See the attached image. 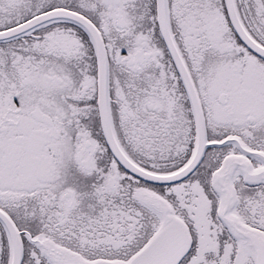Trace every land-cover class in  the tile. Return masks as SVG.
I'll list each match as a JSON object with an SVG mask.
<instances>
[{
	"label": "snow or ice",
	"instance_id": "6c2138e0",
	"mask_svg": "<svg viewBox=\"0 0 264 264\" xmlns=\"http://www.w3.org/2000/svg\"><path fill=\"white\" fill-rule=\"evenodd\" d=\"M0 264H264V0H0Z\"/></svg>",
	"mask_w": 264,
	"mask_h": 264
}]
</instances>
